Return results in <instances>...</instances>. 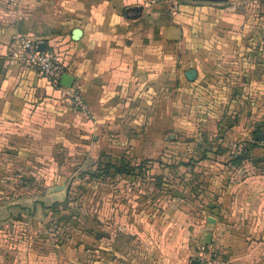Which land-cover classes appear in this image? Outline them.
Masks as SVG:
<instances>
[{
	"label": "crops",
	"instance_id": "obj_1",
	"mask_svg": "<svg viewBox=\"0 0 264 264\" xmlns=\"http://www.w3.org/2000/svg\"><path fill=\"white\" fill-rule=\"evenodd\" d=\"M246 1L184 0L173 10L146 0H0V143L34 132L44 136L42 149L52 136L64 142L71 135L84 146L115 124L125 128V111L153 108L176 133L185 119L205 154L221 152L197 163L207 169L199 189L125 227V246L140 255L136 264H191L208 240L231 264H264L262 158L247 174L232 152L239 140H257L258 119L243 118L256 111L259 70L264 93V62L251 49L255 9ZM134 7L139 15L127 17ZM18 35L54 51L71 81L61 79L59 88L12 65L8 44ZM64 93H77L85 109L73 110ZM260 141L251 152H264ZM223 164L220 172L208 169Z\"/></svg>",
	"mask_w": 264,
	"mask_h": 264
},
{
	"label": "rangeland",
	"instance_id": "obj_2",
	"mask_svg": "<svg viewBox=\"0 0 264 264\" xmlns=\"http://www.w3.org/2000/svg\"><path fill=\"white\" fill-rule=\"evenodd\" d=\"M253 1H246L255 9L252 30L257 40L251 49L258 57L256 63L262 64L264 0ZM237 5L243 12L241 3ZM258 75L256 111L251 115L246 111L243 121L249 116L257 118L252 132L261 135L264 93L260 70ZM185 122L179 119L176 133L168 118H154L153 108L127 110L125 128L115 124L84 146L71 135L64 142L52 136L42 149L44 136L34 132L27 140L19 132L16 143H0V264H136L140 255L125 246V227L135 225L137 215L149 217L178 204L186 190L199 189L200 176L207 172L197 163L222 158L218 151L205 154L202 136L188 133ZM247 140L245 144L239 140L232 152L241 155L249 144L260 141L252 135ZM252 152L262 158L257 163L264 167L263 150L256 147ZM127 165L139 166L136 173L140 175L130 179L116 173ZM208 169L217 173L225 167ZM70 207L81 210L90 228L106 236L97 239L84 231L68 216Z\"/></svg>",
	"mask_w": 264,
	"mask_h": 264
},
{
	"label": "built area",
	"instance_id": "obj_3",
	"mask_svg": "<svg viewBox=\"0 0 264 264\" xmlns=\"http://www.w3.org/2000/svg\"><path fill=\"white\" fill-rule=\"evenodd\" d=\"M184 0H146L147 4L168 6L177 10ZM8 59L12 65L24 69H34L40 75L49 79L51 83L60 88V80L67 74V68L61 63L60 58L52 50L39 51L38 43L23 35H18L8 44ZM70 106L75 111H83L85 107L77 93H64ZM241 151V146L237 147ZM198 264H231L222 258L215 246L201 247L197 251Z\"/></svg>",
	"mask_w": 264,
	"mask_h": 264
},
{
	"label": "trees",
	"instance_id": "obj_4",
	"mask_svg": "<svg viewBox=\"0 0 264 264\" xmlns=\"http://www.w3.org/2000/svg\"><path fill=\"white\" fill-rule=\"evenodd\" d=\"M259 142H256V144H249L247 148L244 149L243 154L236 156L233 159V164L236 165H240L243 168H245V170L247 169V174H252L254 173V160L257 158L256 156H254L251 152V149L257 145ZM264 158V156H263ZM138 166V165H137ZM139 167V166H138ZM138 167H132V166H125L122 168H118L116 170L117 174L120 175H124L126 178H130V179H134L136 177H138L140 174L136 173L137 168ZM249 167V168H248ZM249 169V170H248ZM79 209H76L75 207H70L69 208V213L68 216L72 219H74L78 224H80L82 226V229L88 233H90L91 235H94L97 239H102L106 236V234H104V232H100L99 231H94V228H90V222L87 219L86 215L80 213Z\"/></svg>",
	"mask_w": 264,
	"mask_h": 264
},
{
	"label": "water",
	"instance_id": "obj_5",
	"mask_svg": "<svg viewBox=\"0 0 264 264\" xmlns=\"http://www.w3.org/2000/svg\"><path fill=\"white\" fill-rule=\"evenodd\" d=\"M186 1H208V2H215V3H224L226 2L227 0H186ZM141 11V8L139 7H134V8H129L127 11H126V16L127 17H130V18H136L139 13ZM38 50L39 51H46L47 48L44 46V45H39L38 44ZM194 75V72L190 71L186 74V77L188 79H192L190 76H193ZM63 81H71V77L70 76H62L61 78ZM70 86V85H68ZM256 139L259 140V139H264V134H261V135H257L256 136ZM209 239V237H208ZM211 244L210 240H208L205 244H204V247H207ZM191 264H198V262L196 260H193L191 262Z\"/></svg>",
	"mask_w": 264,
	"mask_h": 264
}]
</instances>
